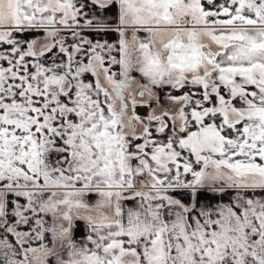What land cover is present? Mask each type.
<instances>
[{
  "label": "snow or ice",
  "instance_id": "snow-or-ice-1",
  "mask_svg": "<svg viewBox=\"0 0 264 264\" xmlns=\"http://www.w3.org/2000/svg\"><path fill=\"white\" fill-rule=\"evenodd\" d=\"M0 264H264V0H0Z\"/></svg>",
  "mask_w": 264,
  "mask_h": 264
}]
</instances>
